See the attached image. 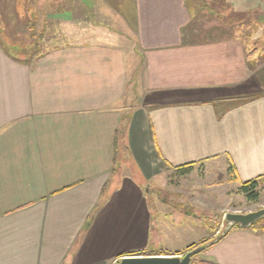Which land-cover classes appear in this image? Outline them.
Returning a JSON list of instances; mask_svg holds the SVG:
<instances>
[{"label": "crops", "instance_id": "obj_1", "mask_svg": "<svg viewBox=\"0 0 264 264\" xmlns=\"http://www.w3.org/2000/svg\"><path fill=\"white\" fill-rule=\"evenodd\" d=\"M13 1L14 28L36 11L62 42L15 56L0 41V264H119L212 241L209 225L174 219L160 200L187 165L207 179L230 173L232 189L194 191L198 207L225 199L222 215L243 213L226 208L245 199L240 185L264 182V93L235 105L258 89L246 59L258 32L251 42L229 24L184 42L186 0H132L128 33L86 30L96 0ZM229 2L264 24V6ZM212 246L199 264H264V224L233 227Z\"/></svg>", "mask_w": 264, "mask_h": 264}, {"label": "rangeland", "instance_id": "obj_2", "mask_svg": "<svg viewBox=\"0 0 264 264\" xmlns=\"http://www.w3.org/2000/svg\"><path fill=\"white\" fill-rule=\"evenodd\" d=\"M30 1L33 2L34 0ZM95 2H97V0L93 1V12L82 14V16L85 17L83 22L86 25V30L89 28L90 30L95 29L93 32L118 31L128 33L127 29H125L127 21L123 19L121 15L125 14L124 11L131 5L132 0H107L108 4L98 2L99 4L97 5ZM186 2L194 15L191 27L186 31L187 36L193 35L198 39L200 34L205 37L225 35L227 34L225 30L223 28H221V30L219 27H224L228 31V25L232 24V31H237L238 34H240L238 36L242 34L246 40L251 42L254 40V42L251 43L252 45L248 43V45L251 46L250 48H256L258 52L264 54V24L256 22L255 18H258L257 13H245L246 11L241 10L243 8L242 6H235L234 8L230 5L229 0H186ZM256 4L264 6V0H251L252 7H256ZM13 5V0H0V25L4 24L3 28L2 26L0 27V41L7 51L18 56L19 54H24L19 51L21 47H30L31 43L34 44L32 51L34 52L51 48L62 42L60 39L61 35L57 33L56 29L50 26V23L46 22L48 20L47 17L45 22L40 21L37 23L38 16L36 11L30 12L29 17H27V19L32 22L26 19L23 21L25 24L29 23L28 28L20 31L14 28L11 25L13 22L12 19H14V12L12 10ZM32 7H35V5H32ZM246 8L249 7L246 6ZM20 15L21 13L17 12V18L18 16L20 17ZM78 15L81 16V13H78ZM37 24H39L41 30L37 29ZM43 26L45 28L44 31L42 30ZM218 29L220 30L218 31ZM256 32H258V36L254 35ZM251 35H254L255 39L251 40ZM246 36H248V38ZM121 39L126 42V39L133 40L134 37L132 34H130L129 37H124L122 35ZM250 48L248 50H250ZM250 60L252 61L251 58ZM253 70V73L256 75L255 79L258 81V89L257 92L252 95H256L260 92L264 93V59H260L258 63L254 64ZM119 164L120 163H118V166ZM229 180L230 173H220L216 178L211 177L207 179L193 171H188L187 173L176 171L170 175L168 185H166L164 191H161L160 200L170 203L169 209L174 219L183 220L184 216L182 213L199 219L198 227H202L203 225H209L208 229L213 227V236L216 237L222 228L223 215L219 211L225 206V199H218L217 202L205 206H202L203 203L200 202L198 207L196 205V195L193 193L198 187L203 186V189H207V187L211 189L216 188L213 187L216 185L217 187L219 186L221 191L232 189V187L228 188L230 186V184H228L230 182ZM258 192L259 199L257 202H248L246 199H242L236 194L232 199L233 203L226 208H230V210L240 209L243 213L264 208V182L260 183ZM181 195H184L185 199H182L183 197H181ZM203 213L214 215L211 216L210 219H203L199 216ZM263 224L264 219L257 222L254 226L256 227ZM202 235L205 236V233L198 229L195 238H201ZM203 242L205 241L197 243L196 247L202 246ZM202 253L194 256L193 262L199 264Z\"/></svg>", "mask_w": 264, "mask_h": 264}, {"label": "water", "instance_id": "obj_3", "mask_svg": "<svg viewBox=\"0 0 264 264\" xmlns=\"http://www.w3.org/2000/svg\"><path fill=\"white\" fill-rule=\"evenodd\" d=\"M264 219V208L248 213H232L228 212L223 215L222 229L212 241L207 242L203 246H197L186 252L182 256H133L123 257L119 264H194V256L204 252L207 248L222 239L233 227L240 229H248L257 222Z\"/></svg>", "mask_w": 264, "mask_h": 264}, {"label": "trees", "instance_id": "obj_4", "mask_svg": "<svg viewBox=\"0 0 264 264\" xmlns=\"http://www.w3.org/2000/svg\"><path fill=\"white\" fill-rule=\"evenodd\" d=\"M189 27H191V24H190ZM188 28H186L183 31V37H184L183 39H184V42L191 43L189 40L187 41V38L186 37H190L189 39H191V37H194V36L193 35H188V36L186 35V31H187ZM219 28H223V27H219ZM223 29H225V28H223ZM200 36H202V35L200 34ZM256 54H257V57H258L259 60L260 59H264V54H262V53L258 54V49H256V48H250V50H247V52H246V59L248 60V65L250 64L249 66L251 68H253L254 67V64H256V60H255L256 58H254L256 56ZM250 58L252 59V61L250 60ZM256 97H258V96H256V95H250V96H246L245 98H240L235 103V105H239L241 103L250 101V100H252V99H254ZM189 168H190V165H187L185 167L176 169V171L183 170V171H185L187 173L189 171ZM112 173H113V171H112ZM260 183H261V177L260 178H257V179H254V180H251V181L244 182V183H242L240 185V187L238 188L237 192L239 194H242L248 202H257V200L259 199L258 188H259ZM213 215L214 214L203 213L202 215H199V216L202 217L203 219H207V218L210 219L211 216H213ZM209 230L213 232L214 228L213 227H210ZM206 243H207V241L203 242L202 243V246L205 245ZM191 249H193V247L188 248L186 250V252L190 251ZM125 255H128V256H141V255H146V253L144 251H136V252H133V253H130V254H125ZM158 255H167V253H166L165 250H162V251H159L158 252ZM200 264H209V263L201 262Z\"/></svg>", "mask_w": 264, "mask_h": 264}, {"label": "built area", "instance_id": "obj_5", "mask_svg": "<svg viewBox=\"0 0 264 264\" xmlns=\"http://www.w3.org/2000/svg\"><path fill=\"white\" fill-rule=\"evenodd\" d=\"M222 229V228H221ZM221 231V230H220ZM218 235H219V233H218Z\"/></svg>", "mask_w": 264, "mask_h": 264}]
</instances>
